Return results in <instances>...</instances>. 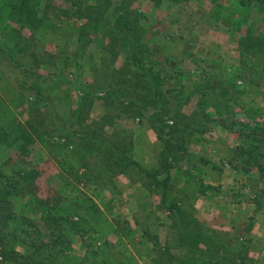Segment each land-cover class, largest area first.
<instances>
[{"label": "rangeland", "instance_id": "1", "mask_svg": "<svg viewBox=\"0 0 264 264\" xmlns=\"http://www.w3.org/2000/svg\"><path fill=\"white\" fill-rule=\"evenodd\" d=\"M155 1L157 2L154 0H133L131 10L145 14L148 20L146 28L152 29L154 37L161 45L163 63L165 55L170 56L171 60L168 63L172 67H177L176 72L167 71V78L172 83L170 97L178 100L177 96H179L180 100H185L188 94L191 96L184 111L186 113L195 111L198 118L194 122L193 133L186 135V139L188 137L193 140L192 143H198L195 138L200 139V135L203 134L195 129L203 128L204 125H207V129L203 128L204 131L209 133L206 139L202 138L208 145L203 156L196 143H193L191 149L198 151L189 150L191 156L188 160L172 162L169 193L177 200L183 201L181 205L189 212V215L208 220L212 224L215 222L224 231H231L229 220L232 216L233 205L226 201L219 203L222 211H218L216 208L218 203L212 201L213 194L210 192L214 193V190H220V187L217 188L218 183L227 188L231 187L232 178L235 179L234 175L232 177L228 173L232 168L228 163L229 160L224 157H227V150L230 148L234 150L239 141L236 131L253 135L255 131L264 130V70L261 64H255V69L247 71L243 78L240 77L243 82L240 80L236 82L237 78H235L234 85L236 83V86H244L245 81L246 84L248 83L247 87L244 86L247 89H245L246 104L245 107L238 105L228 107V110L232 109L229 115L219 113L209 106L198 107V101L201 99L198 88L204 82L206 72L217 74L220 81H225L224 85L233 87L231 80L240 69L239 40L249 30L256 34H264V13H259L256 8L245 9L237 0ZM56 3L60 7H67L64 0H56ZM10 11L9 5L0 0V124L6 123L8 131H12L18 122L26 125L27 121L34 117L36 107L42 105L40 106L42 111H48L42 101L31 99L29 100L30 104L11 111L4 110L2 99L10 101L23 98L18 88V79L23 77L22 66L45 76L41 85L42 95L48 97L54 109L64 117H71L72 111L74 112L78 108L82 93L90 91L97 97L91 115L93 118H99L104 112V89L101 87L94 89L97 84V75L94 74V69L99 66L102 58L101 50L105 49L102 43L103 41L107 42L108 39L97 34L93 38L94 42L90 45L88 53L80 56L76 54L77 37L75 34L82 21L77 22L74 18L70 20L64 18L55 21L52 27L31 31L28 27L23 26L17 18L12 17ZM35 53L41 62L45 60L44 57L47 61H51L45 63L47 64L46 68H44L46 65H43L42 68L36 66L32 56ZM185 55H188L186 59L177 65H172V61ZM122 63L123 58L120 57L116 65L121 66ZM147 66L150 67L148 69L152 68L156 71L151 63H148ZM253 79L259 84L256 91L251 84L255 83ZM156 111V107L148 106L143 109L144 118L141 122L137 117L124 118L118 122L120 128L135 134L132 138L134 142L131 147L132 156L148 169H157L161 166L166 155L171 158L176 155L177 149L180 153L187 145L186 139L177 140L175 143L169 141L166 136L168 129L163 127L161 131L165 135V139L173 145L171 149L170 147L166 148L165 142L158 138L155 126L150 120ZM199 118L203 120V123L199 124ZM245 124L248 125L247 128ZM158 126L160 125L156 127ZM250 128L252 130H249ZM12 138L13 136H8L7 141L13 142ZM119 140L125 141L126 139ZM58 145L59 147L51 143L45 145L42 140L37 139L28 146L30 154L27 158L15 149L9 155H12V162L25 161L24 159H26V161L35 163L42 172L41 176L54 166L63 169L69 167L68 164L76 165L81 162L76 158V151L74 153L65 145ZM181 145L182 149H180ZM218 146L222 147L221 152L218 150ZM87 160L94 171L102 162L95 156ZM123 171L113 178L111 177L112 187L107 190L96 188L97 186L94 184L90 186L79 184V189L85 190V193L88 194L92 189H98L101 198L97 201L94 198L88 200L90 205L97 203L100 208L97 206H92L88 210L80 208L79 215L85 217L86 220L72 217L73 221L80 222L71 231L68 229L70 237L73 238V254L81 257L85 255L86 251L96 249L98 255L95 259L104 260L108 264H160L165 260V257L157 263L159 255L156 248L175 244L181 237L173 226V214L162 207L160 187L156 191L154 185L151 186V179L145 173H141L136 166H129ZM256 171L257 169L253 167L248 173L242 170L236 175L237 186L239 191H242V195L236 193L239 200L233 207L239 213L238 223L240 224L252 214L250 213L252 205L250 206L249 202L254 201L256 197L251 194L253 190L250 187L253 185L251 181L255 177ZM62 172L63 170L52 177L53 183L58 184L60 180L64 182V177L60 176L63 175ZM66 173L68 172L66 171ZM222 180L224 183L221 182ZM209 182L210 184H208ZM234 185L236 186V184ZM235 186L234 188H237ZM151 187H153L152 192L150 191ZM55 188L54 184L50 188V194ZM41 189L42 186L39 185V194ZM254 190L256 189L254 188ZM224 195L226 196V194ZM20 209L24 212L22 215L30 217L34 224H29L26 221L20 222L18 218L12 223V231H16V234L20 232L23 237L20 239L28 242L32 238L42 235H45L44 238H48L50 233L40 219L41 214L29 213L28 209L21 207ZM22 215L17 216L21 217ZM252 219H255L256 222H253V227L250 230L252 236L247 240V248L253 258L252 264H264V239H262L264 226L259 218L253 217ZM171 252L175 254L177 264H182L181 262L215 264L207 258L201 257L199 249L195 247L192 255L186 246L180 249L172 248ZM189 258L190 260H188Z\"/></svg>", "mask_w": 264, "mask_h": 264}, {"label": "trees", "instance_id": "2", "mask_svg": "<svg viewBox=\"0 0 264 264\" xmlns=\"http://www.w3.org/2000/svg\"><path fill=\"white\" fill-rule=\"evenodd\" d=\"M237 1L245 9L256 8L259 13H264V0ZM3 2L9 5L11 16L17 18L31 31L52 27L55 21L64 18L82 21L75 34L76 54L80 56L88 53L97 34L108 40L102 43L105 49L101 50L102 58L99 66L94 69V74L97 75L94 89L100 87L104 89V112L99 118H93L91 115L97 97L90 91L82 93L78 108L72 111L71 117H64L54 109L49 98L42 95L41 85L45 76L23 66L21 70L23 77L18 79L23 101L1 100L6 111L30 104V99L42 101L48 111H42L40 107L42 105L36 107L34 117L29 119L26 125L18 122L12 131H8L6 123L0 124V264H108L104 260L95 259L98 255L96 249L86 251L81 257L75 256L72 249L73 238L70 237L68 229L71 231L80 224L73 221L72 217L86 220L79 215L80 208L88 210L92 206L98 207L97 203L90 205L88 202L90 198H94L95 201L101 198L96 188L104 190L111 188L113 183L111 177L124 172L123 170L129 166H136L141 173H145L156 191L160 187L161 205L173 214V226L181 236L178 238L179 243L156 248L159 255L157 263L165 257L160 264H177L176 256L171 249L186 246L191 255L193 248H198L201 257L215 264H252L253 258L249 254L247 240L242 239L246 231L252 229L254 224L252 221L245 223V228L242 227L238 234L224 231L215 222L212 224L208 220L189 215L181 205L183 201L177 200L169 193L172 162L188 160L191 156L188 152L191 139L188 137L186 139V135L193 133L194 122L198 117L195 111L194 113L184 111L191 99L189 94L185 100H180L179 96L178 100L170 97L172 83L167 78V71L176 72L177 67H172L168 63L171 57L165 53L163 63L161 45L154 37L152 29L146 28L148 20L145 14L131 10L133 0H64L66 8L57 5L56 0H3ZM239 46L240 69L231 80L233 87L224 85L225 81H220L217 74L206 72L204 82L198 88L201 95L198 107L207 104L217 112L228 115L232 111L228 110L230 106L245 107L247 90L245 87L248 83L246 84L244 80L245 87L236 86L235 78L236 82L239 80L243 82L244 74L255 69V64H261L264 70V34H256L249 30L239 40ZM188 55L176 58L172 65L182 62ZM32 56L38 68H42L43 65H46L44 66L46 68L45 63L51 62L47 61L46 57L41 62L36 53ZM120 57L123 58V63L117 66ZM148 63H151L156 71L148 69L150 68L147 66ZM251 84L256 91L258 81ZM148 106L157 108L150 120L155 126L158 138L165 142L167 149L173 148V145L165 139L161 131L163 127L168 129L166 136L169 141L175 143L177 140L186 139L187 142L184 151L179 153L177 149L176 155L171 158L166 155L157 169L145 168L134 159L131 147L134 145L132 138L135 134L118 125L121 119L128 117H137L141 122L144 118L143 109ZM201 123L203 120L199 118V124ZM157 125L160 126L156 127ZM245 126L248 127L246 124ZM195 130L199 133L204 131L201 127ZM8 136H13V142L7 141ZM123 138L126 140H119ZM37 139L42 140L45 145L51 143L59 147L58 144H63L74 153L77 152L76 158L81 160L76 165L68 164L69 167L62 169L63 175L60 176L64 177V182L60 180L58 184L56 183L55 190L46 199L39 195L37 180L42 174L39 167L26 159L12 162V155H9L15 149L27 158L30 154L28 146ZM243 139L237 149H232L231 154H228L230 157L228 163L238 173L242 170L248 173L251 168H256V175L251 182L259 187L260 181L264 179V130L255 131L253 135L244 134ZM93 156L102 160L95 171L87 160ZM79 184L84 186L94 184L97 187L88 194L85 190L79 189ZM255 197L253 202L258 210L259 206H263L264 188L258 189ZM19 205L28 209L29 213L41 214L40 219L50 233L48 238L42 235L28 242L20 239L23 238L20 232L16 234V231H12V223L18 218L20 222L34 224L30 217L22 215L24 212Z\"/></svg>", "mask_w": 264, "mask_h": 264}, {"label": "crops", "instance_id": "3", "mask_svg": "<svg viewBox=\"0 0 264 264\" xmlns=\"http://www.w3.org/2000/svg\"><path fill=\"white\" fill-rule=\"evenodd\" d=\"M204 106H207L208 107V105L207 104H205V105H203V108H204ZM203 128H205V129H207V125H204V127ZM205 133V134H204ZM236 133H238V138H239V141H238V143H236L237 145L234 147V150L235 149H237V147H238V145L241 143V141L242 140H244L243 138H244V133H242V132H239V131H236ZM202 134L203 135H200V139L199 138H195V140L198 142V143H196V142H193V143H196V145L198 146V149L201 151V153H202V156H203V154L207 151V146L208 145H206L205 143V140H203L202 138L203 137H205V139H206V137H208V135H209V133H207V132H205V131H203L202 132ZM201 140H203V141H201ZM192 141L193 140H190L189 141V146H190V150H192L191 149V144H193L192 143ZM207 141V140H206ZM208 142V141H207ZM228 147V146H227ZM221 149H222V147L220 146H218V150L221 152ZM194 150V152H196V151H198V150H195V149H193ZM192 150V151H193ZM232 149L230 148L229 150H227V157H224V158H226L227 160H229L230 159V157H228V154L230 155L231 154V151ZM203 151V152H202ZM230 168H232V169H230V171L228 172L229 174H230V176H232V177H234L235 179H233L232 178V181H233V183H232V185H231V187H225V186H223V185H221V183H218V185H217V188L219 189V187H220V190H214L215 192L213 193V191H211L210 193L211 194H213V199H212V201L213 202H215V203H218V204H216V208L218 209V211H222V207H219L220 206V204L219 203H223V202H230V204L231 205H237V203L236 202H238L237 200H239L238 198H237V196L238 195H236V193H238V194H240V195H242V191H239V189H238V186H237V183H238V180H237V174H238V172L236 171V170H234L233 169V166H230ZM44 170H46V168H44ZM43 170V171H44ZM62 169L59 167V166H54V167H52V168H50L49 170H46V174H44L43 173V175H45V178H43V175L42 176H40L39 178H38V180H37V183H38V185H40V186H42V189L40 190V197H42V198H44V199H46L48 196H49V194H50V188L54 185V184H56V183H53V181L54 180H52V177H54L55 175H57L60 171H61ZM234 175V176H233ZM231 181V182H232ZM45 182H46V184H45ZM221 182H223L224 183V180H222ZM208 184H210V182L208 183ZM234 184H236V186L234 185ZM260 186L257 188V186H254V185H252V187H250V188H252V190H253V192L251 193V194H253V196H255L256 195V192H257V190L259 189V188H264V179H262L261 181H260ZM46 186V187H45ZM210 186V185H209ZM227 186H229V184H227ZM234 186L235 187H237V188H234ZM254 188L256 189V190H254ZM234 189H236V190H234ZM227 191V192H226ZM237 191V192H236ZM223 192H225V193H223ZM240 192V193H239ZM224 194H226V196L224 195ZM207 195V194H206ZM249 203H251L250 204V206H251V209H250V213H252L250 216L251 217H249V218H247L246 220H244V221H242L241 222V224L240 223H238V221H239V213H238V211L236 210V209H234V207L232 206V209H231V211H233V212H231L230 214L232 215L231 217H230V220H229V222L231 223V227H232V230H231V232H236L235 234H238V231L242 228V227H244L245 228V223H249V222H256L255 221V219H252L253 217H257V218H259L261 221H262V226H264V201H263V206H259L258 207V210H256V204L252 201V202H249ZM244 236V237H243ZM242 237V239H246V240H248L251 236H252V234H251V231L249 230V231H246V233H245V235H243ZM248 236V237H247ZM263 236V235H262ZM262 239H264V237L262 238Z\"/></svg>", "mask_w": 264, "mask_h": 264}, {"label": "built area", "instance_id": "4", "mask_svg": "<svg viewBox=\"0 0 264 264\" xmlns=\"http://www.w3.org/2000/svg\"><path fill=\"white\" fill-rule=\"evenodd\" d=\"M64 141V140H63Z\"/></svg>", "mask_w": 264, "mask_h": 264}]
</instances>
